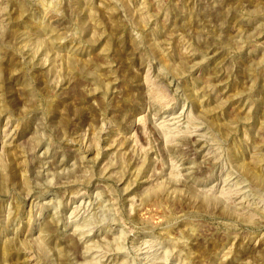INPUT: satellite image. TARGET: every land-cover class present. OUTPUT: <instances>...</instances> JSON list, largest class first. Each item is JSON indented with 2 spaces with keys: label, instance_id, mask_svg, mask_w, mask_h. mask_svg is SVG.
Segmentation results:
<instances>
[{
  "label": "rangeland",
  "instance_id": "374dc122",
  "mask_svg": "<svg viewBox=\"0 0 264 264\" xmlns=\"http://www.w3.org/2000/svg\"><path fill=\"white\" fill-rule=\"evenodd\" d=\"M0 264H264V0H0Z\"/></svg>",
  "mask_w": 264,
  "mask_h": 264
}]
</instances>
